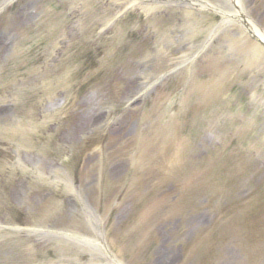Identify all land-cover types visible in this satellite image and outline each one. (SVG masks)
I'll use <instances>...</instances> for the list:
<instances>
[{
	"label": "rangeland",
	"instance_id": "obj_1",
	"mask_svg": "<svg viewBox=\"0 0 264 264\" xmlns=\"http://www.w3.org/2000/svg\"><path fill=\"white\" fill-rule=\"evenodd\" d=\"M239 12L264 33V0H0V264H264Z\"/></svg>",
	"mask_w": 264,
	"mask_h": 264
},
{
	"label": "bare ground",
	"instance_id": "obj_2",
	"mask_svg": "<svg viewBox=\"0 0 264 264\" xmlns=\"http://www.w3.org/2000/svg\"><path fill=\"white\" fill-rule=\"evenodd\" d=\"M237 17H238V21L245 24L246 26V31L252 36L254 37L255 39H257L261 44L262 46H264V33H262L260 31V29L255 26L253 23H250V21H248V19L243 16V14L240 12L236 14ZM234 16V15H232Z\"/></svg>",
	"mask_w": 264,
	"mask_h": 264
}]
</instances>
